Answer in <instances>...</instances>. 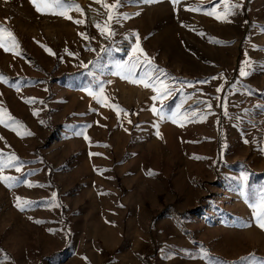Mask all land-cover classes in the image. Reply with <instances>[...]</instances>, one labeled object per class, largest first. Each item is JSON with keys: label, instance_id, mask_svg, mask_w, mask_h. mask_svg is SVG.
Returning a JSON list of instances; mask_svg holds the SVG:
<instances>
[{"label": "rangeland", "instance_id": "1", "mask_svg": "<svg viewBox=\"0 0 264 264\" xmlns=\"http://www.w3.org/2000/svg\"><path fill=\"white\" fill-rule=\"evenodd\" d=\"M51 3L0 0V264H264V0Z\"/></svg>", "mask_w": 264, "mask_h": 264}, {"label": "snow or ice", "instance_id": "2", "mask_svg": "<svg viewBox=\"0 0 264 264\" xmlns=\"http://www.w3.org/2000/svg\"><path fill=\"white\" fill-rule=\"evenodd\" d=\"M97 2H100V0H97ZM173 4H175L177 2V0H172ZM32 3L34 4V6L36 7V11L37 12H40L42 14H50V15H61V16H64L68 19H71V16L68 15V10H64V11H57L55 9V7H53L52 3H51V0H40V2L38 3L37 0H32ZM106 7H111V6H108V5H105ZM77 10H79L78 6H75ZM210 15L213 14V13H209ZM228 14H230V12L226 11L224 16H220V15H217L216 16V19L218 20H222L224 19ZM111 15L109 16V20H111ZM77 23H80V21H76ZM97 27L99 28L100 26L97 25ZM111 34V33H109ZM8 36L9 37H12V33L11 32H8ZM0 47H4V44L3 43H0ZM8 49L5 48V51H7ZM45 51H47L49 54H53L51 52V49H48L45 47ZM136 53H140L141 56L144 57V59L149 63L151 64V61L148 60L147 58V55L146 53H143V50L140 48L139 46V40H138V37H137V43H136V46L132 49V54L135 55ZM137 65L136 64H132L131 65V68H129V76H131V73H132V69L133 68H136ZM242 75H245L246 73H244V71L242 70L241 72ZM121 78H129L127 76H122ZM3 80V77L2 75H0V81ZM151 81V77L148 78V80H145L144 78H140V79H136V78H132L130 80L131 83H134V84H142L145 88L147 87H150L152 86L153 88V91L159 93L160 95L159 96H154L153 99H158V98H161L162 96L164 95H167V91H161V89H166V84H161V88H156L154 85H151L150 83ZM220 89H217V91H219ZM102 91V90H101ZM89 94L91 95V91H89ZM208 107L210 108L211 107V104L208 105ZM117 110V113L119 114V111L120 109H116ZM152 111L153 113H156L157 115H159L160 113L157 111L156 107H153L152 108ZM131 122V121H129ZM14 131L16 129H13ZM19 134V133H17ZM157 135H159V133H157ZM0 139H2V137H0ZM85 139H88L87 136H85ZM2 157H3V152L0 151V173L3 172L4 170V165H3V162H2ZM9 161H16L18 160V158L15 156V154H10L9 155ZM11 166V164L9 165ZM21 166H17L15 168V170L17 172H20L21 171ZM13 180L12 177L10 176H4L2 174H0V181H3L6 186L8 187H11V181ZM28 201H24L23 204L21 203V198L20 197H17V207L20 208L21 211L24 210V207L28 205ZM250 206L254 207V209L256 207L259 208L260 210V213L259 215H257V226L260 227L262 230H264V190H262L259 194V198H258V203L257 204H250Z\"/></svg>", "mask_w": 264, "mask_h": 264}]
</instances>
